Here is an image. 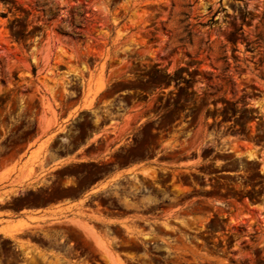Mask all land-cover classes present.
I'll return each mask as SVG.
<instances>
[{
	"label": "rangeland",
	"instance_id": "obj_1",
	"mask_svg": "<svg viewBox=\"0 0 264 264\" xmlns=\"http://www.w3.org/2000/svg\"><path fill=\"white\" fill-rule=\"evenodd\" d=\"M0 209V264H264V0H0Z\"/></svg>",
	"mask_w": 264,
	"mask_h": 264
},
{
	"label": "crops",
	"instance_id": "obj_2",
	"mask_svg": "<svg viewBox=\"0 0 264 264\" xmlns=\"http://www.w3.org/2000/svg\"><path fill=\"white\" fill-rule=\"evenodd\" d=\"M30 155V152L27 153V155L25 157H21L20 158V165L22 162L26 161L28 159ZM44 157V155H43ZM46 160L48 161L47 166L49 167V169L57 167V166H61L67 163H74V162H80L83 161V159L78 155V154H71L62 158H51V156L49 155ZM139 167V171L140 173L144 174V168L146 166H148V163H140L138 164ZM132 166L123 168L120 172H118L121 176H127L131 174L132 171ZM19 173L18 171H14L13 173H11V177H18ZM108 179H104L101 180V182H97L95 184H93L91 187H89L80 197L74 198V199H64L61 200L59 202H55L52 204H47L45 206H41V207H36V208H30L27 211H25L24 213H28V214H33V215H46V216H50V214L53 213H57V212H65V213H70L72 212L75 208H77L82 200H85L88 196H91L95 191H97L99 189V187H101L103 185L104 182H106Z\"/></svg>",
	"mask_w": 264,
	"mask_h": 264
},
{
	"label": "flooded vegetation",
	"instance_id": "obj_3",
	"mask_svg": "<svg viewBox=\"0 0 264 264\" xmlns=\"http://www.w3.org/2000/svg\"><path fill=\"white\" fill-rule=\"evenodd\" d=\"M222 151L223 150H218V152H222ZM214 153H216V151H214ZM220 163H221V165H219ZM207 164H209L211 166V168L214 169L215 171L211 174H207L205 172H199V174H201V176H203L202 178L204 180H207L208 178H211L212 181L224 180V178H226L228 176H234L235 177V175L237 173H239L238 171L223 170L222 169V167H224L223 164H226V161H224V160L212 159V160H208ZM27 210L28 209L22 208L20 210H14V212H15L16 216H18L19 213H24ZM0 212H2L1 209H0Z\"/></svg>",
	"mask_w": 264,
	"mask_h": 264
},
{
	"label": "bare ground",
	"instance_id": "obj_4",
	"mask_svg": "<svg viewBox=\"0 0 264 264\" xmlns=\"http://www.w3.org/2000/svg\"><path fill=\"white\" fill-rule=\"evenodd\" d=\"M248 156L254 158V157H256V154H255V152L250 151V152H248Z\"/></svg>",
	"mask_w": 264,
	"mask_h": 264
},
{
	"label": "trees",
	"instance_id": "obj_5",
	"mask_svg": "<svg viewBox=\"0 0 264 264\" xmlns=\"http://www.w3.org/2000/svg\"><path fill=\"white\" fill-rule=\"evenodd\" d=\"M243 21H245V18L243 19ZM241 29H242V27H238V28L235 29L234 32H238V31L241 30Z\"/></svg>",
	"mask_w": 264,
	"mask_h": 264
}]
</instances>
